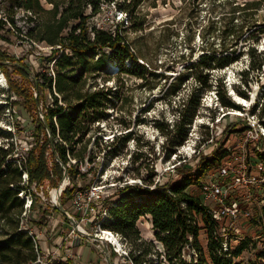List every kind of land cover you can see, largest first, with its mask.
I'll use <instances>...</instances> for the list:
<instances>
[{"label": "trees", "instance_id": "16d2710c", "mask_svg": "<svg viewBox=\"0 0 264 264\" xmlns=\"http://www.w3.org/2000/svg\"><path fill=\"white\" fill-rule=\"evenodd\" d=\"M45 1L49 9H45L40 0H9L4 11L5 17H0V40L8 41L7 36L12 34L30 45L45 43L51 47L48 61H54V77L48 75L47 67L42 74L43 83L34 79L31 84L36 89L46 88L52 99L51 107L44 105L45 121L42 127L50 132L45 142L52 147L55 161L50 169L42 148L37 151L31 148L20 165L13 157L12 148L0 145V264H35L37 253L33 240L20 224L24 202L18 196L19 191L31 190L33 184L38 186L46 180L56 186L64 173L70 176L76 172L79 174L76 167L85 157L82 152L75 150V145L91 132V125L106 119L107 110L113 104L111 100H119L116 88L89 87L86 83L87 75L89 78L101 74L110 76L109 68L113 64L117 67V79L123 73L141 80L145 78V65L138 62L134 44L128 41L126 35L128 30L139 28L134 20L141 0ZM183 1L199 9L203 0ZM207 1L208 24L200 31L202 52L198 60L185 66L187 76L191 75L194 79V86L182 99L178 120L171 129L161 120L151 122L161 132L164 141L169 142L171 134L175 135L174 146H180L186 140L189 125L200 105L202 91L215 88L217 102L221 107L239 108L226 94L224 77H215L213 73L221 72L246 52L249 63L247 70L240 72V84L248 89L251 84L248 72L259 73L264 69V0ZM101 2H114L116 9L125 13L127 26L116 24L113 32L90 26L88 20L99 14ZM15 9H22L32 23L24 33L15 24ZM206 35L212 38L210 42L206 41ZM23 59L12 58L0 47V73L6 77L12 93L23 100L24 109L30 110L32 104L38 105V99L33 98L29 87L14 82L8 70L12 66L14 73L27 81L31 74ZM126 61L129 64L127 66ZM238 86H234L235 93L247 98L245 90ZM3 92L4 88L0 87V93ZM5 98L8 101L9 96ZM5 107L0 104V115ZM251 109V114H256L264 126V95L256 100ZM240 119L227 126L226 134L242 131V128L239 129L242 122ZM37 130H41V127L38 126ZM0 135L6 137V134ZM134 137L132 131H127L115 136L114 144L118 142L121 148ZM226 155V150L219 147L210 155L200 156L195 166L183 164L177 167V179L156 184L154 188L125 186L114 195V199H110L112 204L101 226L121 237L125 247H128L125 259L129 264H260L257 261L245 263L238 260L244 251L250 247L255 248V242L249 237L240 239L232 249H222L223 241L217 234V224L202 204L200 192L193 191V188L201 187L205 173L221 163ZM23 172L27 173V183H22ZM31 193L32 210L36 196ZM72 193L73 188L66 187L63 190L64 204L70 203ZM260 212L264 220V203ZM142 216L150 218L155 240L161 245L160 251L155 248L153 241L141 236L137 221ZM252 221L258 222L255 219ZM202 230L206 234L205 247L199 241ZM185 248L192 249L195 257L191 254L189 260H186ZM259 257H264V253Z\"/></svg>", "mask_w": 264, "mask_h": 264}, {"label": "rangeland", "instance_id": "374dc122", "mask_svg": "<svg viewBox=\"0 0 264 264\" xmlns=\"http://www.w3.org/2000/svg\"><path fill=\"white\" fill-rule=\"evenodd\" d=\"M40 1L45 9L50 8L45 0ZM206 4L208 1L203 0L201 7L196 9L183 0H141L135 11L136 20L133 18L139 28L128 30L126 35L128 41L134 44L139 57L138 62L145 65V78L141 80L134 75L124 73L119 75V79L114 73L110 76L101 74L94 78L91 76L89 78L87 75L86 83L89 87L116 88L119 91V100L116 98L111 100L113 104L107 110L106 119L100 121L98 125L96 123L91 125V132L83 137L81 143L75 145V150L82 152L85 157L76 167L79 174L76 172L74 176H70L64 173L56 186H52L48 180L41 185L31 186V191L36 196L35 206L25 222L26 226L36 233L40 246V259L36 264H129L122 253L128 247H125L118 237L122 249L120 251L117 248L119 252H115L113 246L98 238L99 229H104L100 226L102 223L100 216L90 215L85 223L78 219L76 212L73 213L69 207L70 203L64 204L63 192L58 195V189L65 178L66 187L73 188V191L85 190L95 180L100 179L117 181V191H120L121 187L133 185L153 188L156 184L177 179L176 168L180 165L195 166L200 156L210 155L213 150L219 147L225 149L226 145L236 142L237 135L241 131L226 134L227 126L241 118L240 120H243L239 129L243 130L247 117H250L252 106L264 95V69L259 73L248 72V80L251 81L248 89L240 84V72L247 70L249 63L246 52L221 72L213 73L215 77H224L226 94L230 95V100L239 108L221 107L217 102L215 88L202 91L200 105L189 125L186 140L180 146H174L175 135L171 134V140L166 142L161 132L151 124L158 119L165 125L168 124L171 129L178 120L182 99L194 86V79L191 75L187 76L185 66L198 60L202 52L203 40L200 31L208 24L209 7H206ZM8 5L9 0H0V17H5L4 11ZM102 9L103 17L112 28L116 24H121L122 20L115 14V8L105 5ZM14 11L15 24L24 33L32 23L22 9ZM90 23L94 25L95 21L91 20ZM123 26L127 24L123 23ZM7 37L8 41L0 40V47L16 60L23 57V63L31 74L25 81L19 74L14 73L13 67L10 66L8 70L11 78L14 82L29 87L33 98L38 99V105L32 104L30 110L29 108L25 110L23 100L12 93L6 77L0 73L4 78V84H1L4 92L0 93V104L6 106L3 114L0 115V133L6 134V137L0 135V145L4 148L9 145L13 157L20 163L24 161L23 157L27 156L31 148L36 151L42 148L48 167L51 169L55 162L53 149L45 142L47 137H50V132L42 126L45 121L44 105L51 107L52 99L46 88L36 89L31 84L34 79L43 83L42 74L51 62L48 61L51 47L45 43L30 45L12 34ZM211 40L212 38H206V41ZM260 48L263 49L262 44ZM237 85H240L238 87L245 90L248 96L239 97L248 102H239L234 97V86ZM6 96H9L8 101ZM18 102L20 104H17ZM236 117L239 118L236 120ZM38 126L41 130H37ZM9 131H11L10 136L7 135ZM127 131H132L135 137L120 148L118 142L114 144L113 135L118 136ZM87 139L89 140L86 141ZM113 190L116 191L107 188L105 193H111ZM193 191L199 192V189L193 188ZM108 205L103 199L102 207ZM62 209L72 214L74 219L70 221ZM260 219L259 222L240 220L236 223L238 227L236 233L249 237L255 242V248L250 247L244 251L239 261L245 263L257 261L264 264V257H259L264 253L262 215ZM137 227L143 239L153 241L155 248L161 250V245L155 240L148 216L140 217ZM77 229L85 231V235L81 236ZM199 241L205 247L206 234L203 230L200 231ZM88 254L92 255L89 259ZM191 254L194 256L192 249H184L186 260H189ZM94 256L96 259H93Z\"/></svg>", "mask_w": 264, "mask_h": 264}, {"label": "built area", "instance_id": "2783aa9c", "mask_svg": "<svg viewBox=\"0 0 264 264\" xmlns=\"http://www.w3.org/2000/svg\"><path fill=\"white\" fill-rule=\"evenodd\" d=\"M105 5L115 8V14L118 16V19L122 20L120 23L128 24L125 13L118 11L114 2H101L99 14L90 17L88 20L90 26L109 32L114 31L116 25L112 28L102 15L101 10H103L102 8ZM91 20L95 21L94 25L90 23ZM53 63L54 61L50 62L48 72V75L52 77H54ZM127 65H129L128 61H126V66ZM116 71L117 67L111 64L109 72L115 74ZM260 106L261 104L258 108ZM257 112L258 109L256 110V113ZM53 121L55 122V117ZM99 123L100 122H96L97 125ZM237 136L236 142L226 145L225 150L227 155L221 163L205 173L201 187L199 188V192L202 196V204L207 207L210 215L217 224V234L223 241L222 249L224 251L232 249L239 240L243 238L242 235L236 233L238 228L236 223L240 220L250 221L253 219L259 222L261 217L260 208L264 203V126L259 122L256 114H250V117H247L244 129ZM113 137H115V135H113ZM71 162L74 161L71 160ZM20 165H22V163H20ZM27 179V173L23 172L22 183H27ZM62 185L63 186H60L58 189V195L66 188V178ZM107 188L116 189V191L113 190L111 193H105ZM121 188H119L120 191L124 187ZM117 189L118 185L115 180H95L93 184L89 185L85 190L78 189L73 191L69 202L72 209L77 213L79 220L87 223L90 215H97L100 216L103 221L107 217L109 205L112 204L110 199H114V193L116 195V193L119 192ZM18 196L24 202V211L21 215L20 224L33 240L34 248L37 253L36 264L40 259L38 239L36 233L30 230L25 222L26 217L31 211L33 196L30 189L20 190ZM103 199H105V202L110 201L107 207H102ZM256 210L258 212H256ZM62 211L70 221L74 219L73 215L68 211L64 209H62ZM77 231L81 236L85 235V231L80 229H77ZM99 231L102 233L101 229H99ZM111 232L116 238L118 237L119 240H121L118 234L113 231ZM102 236L103 235L99 234L98 238L100 240H105L108 244L113 246L115 252H119L112 241ZM120 251L122 250L120 249ZM122 253L124 257L127 256L126 249H124Z\"/></svg>", "mask_w": 264, "mask_h": 264}, {"label": "bare ground", "instance_id": "6f19581e", "mask_svg": "<svg viewBox=\"0 0 264 264\" xmlns=\"http://www.w3.org/2000/svg\"><path fill=\"white\" fill-rule=\"evenodd\" d=\"M1 84H4V78L0 75V85ZM233 95L239 102H241V101L248 102L247 100H244L242 97H239V95H236L235 92H233ZM63 184H64V182H63ZM62 186L63 185H61V187ZM53 196H55V192H53ZM101 231H102V233H100V235H103L102 236L103 238L106 237V239L107 240L109 239L110 241H112L119 250L121 249L120 242L118 241V239L115 237V235L110 230L104 228V229H101Z\"/></svg>", "mask_w": 264, "mask_h": 264}, {"label": "crops", "instance_id": "0c3cea01", "mask_svg": "<svg viewBox=\"0 0 264 264\" xmlns=\"http://www.w3.org/2000/svg\"><path fill=\"white\" fill-rule=\"evenodd\" d=\"M91 256H92V255H91ZM91 256H90V254H88V255H87V258L89 259V257H91ZM90 259H91V258H90ZM93 259H96V256H94ZM93 259H92V260H93ZM80 263H81V262H80ZM81 264H82V263H81Z\"/></svg>", "mask_w": 264, "mask_h": 264}]
</instances>
